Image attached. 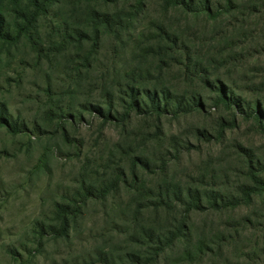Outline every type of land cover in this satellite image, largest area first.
I'll use <instances>...</instances> for the list:
<instances>
[{
	"label": "trees",
	"instance_id": "trees-1",
	"mask_svg": "<svg viewBox=\"0 0 264 264\" xmlns=\"http://www.w3.org/2000/svg\"><path fill=\"white\" fill-rule=\"evenodd\" d=\"M2 3L15 6L12 28L0 13L5 43L29 40L51 17L61 48L87 47L68 61L76 72L71 83L96 91L99 100L80 107L91 118L79 114V121L98 119L102 127L121 130V141L103 150L101 162L84 164L94 178L82 177L78 198L56 206L54 237L67 238L89 203L124 195L127 245L134 249L128 264L174 258L181 264H264V151L224 144L239 119L264 134V0ZM105 43L110 58L100 68ZM193 115L203 122L216 115L214 130L195 127L188 138L165 130V118L178 124ZM74 117L63 112L60 119L72 123ZM133 123L135 133L129 131ZM0 126L10 127L3 119ZM191 136L199 144H222L223 160L192 163L188 155L200 154L201 146Z\"/></svg>",
	"mask_w": 264,
	"mask_h": 264
},
{
	"label": "rangeland",
	"instance_id": "rangeland-1",
	"mask_svg": "<svg viewBox=\"0 0 264 264\" xmlns=\"http://www.w3.org/2000/svg\"><path fill=\"white\" fill-rule=\"evenodd\" d=\"M0 5V13L12 28L15 6ZM56 30L53 19L45 17L29 40L10 44L0 39V120L10 126H0V264H128L126 255L134 249L127 245L130 225L128 213L122 211L124 195L106 203H89L67 238H56L50 230L58 226L56 206L78 198L83 176L94 178L89 170L83 171L87 160L101 162L103 150L121 141V130L114 124L102 127L98 119L90 125L79 121V114L84 120L91 118L80 107L99 100L96 91L86 86L76 89L71 83L76 72L68 61L76 60L87 47L82 51L73 44L61 48ZM107 44L99 52L100 68L110 58ZM63 112L75 116L72 123L60 119ZM222 116L228 118L227 113ZM239 120V127L228 132L224 144L264 151V134L251 122ZM215 121L216 115L204 122L193 115L178 124L165 118L164 126L168 133L188 138L195 127L212 132ZM58 125H64L66 138ZM134 126L130 132L138 131ZM199 145L200 154L188 155L192 163L207 157L223 160L222 144L201 141ZM105 257L108 261L102 263ZM159 264L181 263L174 258Z\"/></svg>",
	"mask_w": 264,
	"mask_h": 264
}]
</instances>
